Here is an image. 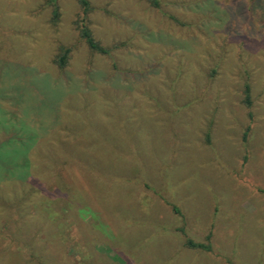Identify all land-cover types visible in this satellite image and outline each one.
<instances>
[{"label":"rangeland","instance_id":"obj_1","mask_svg":"<svg viewBox=\"0 0 264 264\" xmlns=\"http://www.w3.org/2000/svg\"><path fill=\"white\" fill-rule=\"evenodd\" d=\"M157 1L0 0V264H264V0Z\"/></svg>","mask_w":264,"mask_h":264},{"label":"trees","instance_id":"obj_2","mask_svg":"<svg viewBox=\"0 0 264 264\" xmlns=\"http://www.w3.org/2000/svg\"><path fill=\"white\" fill-rule=\"evenodd\" d=\"M81 7H82V14H83V21L86 20L88 11H89V5L87 0H78ZM151 1L152 5L155 7H158V1L157 0H149ZM81 37L85 40L86 44L88 47L93 50L100 52L102 54H106L107 50L101 48L92 38L90 31L83 26L81 28ZM68 50H64L63 54L58 56L55 60V63L58 65L59 68H64L66 65V58H67ZM246 94L248 93V87H246ZM210 239V235L206 237V240L208 241ZM186 247L191 248V249H200L203 251H210L209 246L203 244V243H193L191 240H187L186 242Z\"/></svg>","mask_w":264,"mask_h":264}]
</instances>
